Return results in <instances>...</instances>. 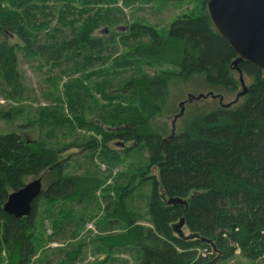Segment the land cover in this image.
<instances>
[{
  "label": "trees",
  "instance_id": "obj_1",
  "mask_svg": "<svg viewBox=\"0 0 264 264\" xmlns=\"http://www.w3.org/2000/svg\"><path fill=\"white\" fill-rule=\"evenodd\" d=\"M202 9L199 15L179 16L164 38L152 28L138 27L139 35L150 42L136 47L133 54L149 64H167L183 78L203 76L208 86L234 93L237 85L230 73L236 56ZM17 18L13 11L0 7V34L19 32ZM94 43L87 40L84 48L97 52L99 46ZM80 49L74 38L35 45L33 53L48 65L72 52L78 57ZM88 57L85 53L83 65ZM237 67L253 79L245 87V101L234 109L220 106L194 118L181 133L166 139L147 132L142 124L167 102L170 74L162 72L116 86L119 93L133 95L145 108L135 118L124 117L111 124L118 126L112 140L144 146L147 151L153 175L147 177L145 171L141 177L151 184V227L138 224L136 214L128 210V190L115 204L106 205L104 218L113 226H124L117 240L120 246L138 251L137 264H208L215 258L224 262L236 251L249 261L264 262V73L244 62ZM0 73L10 97L22 98L15 50L5 44H0ZM14 112L0 111V120L9 122ZM109 135L103 132L102 138L109 141ZM64 151L27 140L22 131L0 133V255L7 254L8 264L32 263L40 200L81 205L102 184L90 176L67 174L68 161L58 160ZM41 176L45 190L32 203L28 217L17 219L2 210L10 193L23 187L27 179ZM180 227L188 236L182 235ZM201 251L211 255L202 256Z\"/></svg>",
  "mask_w": 264,
  "mask_h": 264
},
{
  "label": "rangeland",
  "instance_id": "obj_2",
  "mask_svg": "<svg viewBox=\"0 0 264 264\" xmlns=\"http://www.w3.org/2000/svg\"><path fill=\"white\" fill-rule=\"evenodd\" d=\"M204 1L0 0L1 9L13 11L20 21L19 32L5 30L0 34V44L15 50L16 69L24 87L22 98H11L0 73V111H15L9 122L0 120V133L22 131L27 140L34 139L54 149L65 148L58 160L68 161L67 174L90 176L102 183L81 205L38 202L35 257L31 264H137L138 251L120 246L117 240L124 226H113L104 218L106 205L115 204L128 190V210L136 214L138 224L151 227V184L141 177L145 171L147 177L153 175L147 151L144 146L132 147L131 143L112 140L118 126L111 124L116 119L120 122L124 117L135 118L145 108L133 95L119 93L117 85L162 72L170 74L167 102L142 124L147 132L163 139L172 132L181 133L194 118L224 105L234 109L245 101L243 96H237L253 83L245 74L240 77L237 71H231L237 90L229 93L208 86L203 76L183 78L167 64H149L133 54L136 47L150 42L147 36L139 35L138 27L152 28L164 38L179 16L199 15L203 7L206 11ZM74 38L82 48L78 57L72 52L60 62L44 65L33 53L35 45ZM87 40L95 41L99 50L85 49ZM85 53L90 57L83 65ZM200 95L203 98L197 99ZM103 132L110 133L107 139L111 140L103 139ZM41 179L44 191L42 176ZM180 229L182 235L188 236L187 230ZM200 254L211 255L204 251ZM0 264H8L6 253L0 255ZM208 264L264 262L249 261L236 251L227 261L215 258Z\"/></svg>",
  "mask_w": 264,
  "mask_h": 264
},
{
  "label": "water",
  "instance_id": "obj_3",
  "mask_svg": "<svg viewBox=\"0 0 264 264\" xmlns=\"http://www.w3.org/2000/svg\"><path fill=\"white\" fill-rule=\"evenodd\" d=\"M206 13L216 33L236 56L232 63L233 70L241 77L237 66L244 62L264 73V0H208ZM241 86L243 87L242 84ZM244 94L245 88L237 96ZM188 98L191 100V97ZM199 98L203 96L200 95L197 99ZM221 107L227 108L229 105ZM172 129L174 130L173 125ZM174 136L175 133L172 132L170 138ZM41 193V178L33 179L19 190L10 193L2 210L17 219L26 218L31 214L32 203ZM175 202L181 201H170Z\"/></svg>",
  "mask_w": 264,
  "mask_h": 264
}]
</instances>
